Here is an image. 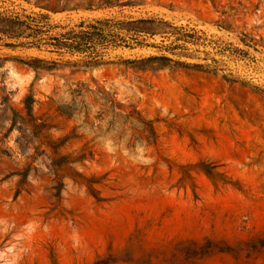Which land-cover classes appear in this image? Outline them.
Returning <instances> with one entry per match:
<instances>
[{
    "label": "rangeland",
    "instance_id": "1",
    "mask_svg": "<svg viewBox=\"0 0 264 264\" xmlns=\"http://www.w3.org/2000/svg\"><path fill=\"white\" fill-rule=\"evenodd\" d=\"M36 1L0 11L143 45L86 66L0 35V264H264V0Z\"/></svg>",
    "mask_w": 264,
    "mask_h": 264
},
{
    "label": "trees",
    "instance_id": "2",
    "mask_svg": "<svg viewBox=\"0 0 264 264\" xmlns=\"http://www.w3.org/2000/svg\"><path fill=\"white\" fill-rule=\"evenodd\" d=\"M120 0H37L36 4L47 2L40 7L45 8L53 13L70 12L74 10H95L114 6ZM137 1L128 0L125 4L119 5H135ZM19 12L0 11V35L15 42L6 43V45L30 46L43 48L49 52H67L71 55L80 54L86 57L83 61L86 66H96L100 64V60L104 53L105 45L125 46L132 48L133 45H143L138 38L125 37L111 34L109 19L98 18L92 21L81 20L79 23L69 25L62 23H53L48 14L37 13L27 14ZM152 19H137L125 22L133 27L126 28L127 31L147 32L155 35L154 32L144 30L140 26L155 24ZM166 24L167 22L161 21ZM24 39V41H19ZM18 43V44H17ZM168 59L167 56H152L146 60ZM34 61H44L42 59H34ZM58 64L57 62H52ZM34 70H51V68L39 67L31 64Z\"/></svg>",
    "mask_w": 264,
    "mask_h": 264
}]
</instances>
